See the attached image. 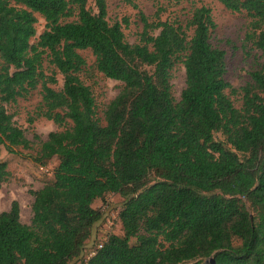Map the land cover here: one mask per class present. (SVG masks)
<instances>
[{"label": "trees", "instance_id": "16d2710c", "mask_svg": "<svg viewBox=\"0 0 264 264\" xmlns=\"http://www.w3.org/2000/svg\"><path fill=\"white\" fill-rule=\"evenodd\" d=\"M91 1L95 14L87 0H0V148H32L2 104L37 87L36 115L58 129L44 141L33 136L32 160L57 163L49 183L28 191L29 224L20 223L14 201L0 212V264H77L107 216L92 203L114 195L121 235H107L86 264H264V62L239 89L236 109L225 95L235 91L223 78L224 52L209 43L215 26L207 7L184 25L160 20L159 10L153 20L138 13L130 45L127 19L109 23L105 0ZM216 1L250 18L246 38L264 60V0ZM34 14L45 29L31 44ZM80 51H89L97 73L123 85L101 119L79 78ZM177 63L184 87L174 102ZM8 177L0 159V185Z\"/></svg>", "mask_w": 264, "mask_h": 264}, {"label": "rangeland", "instance_id": "374dc122", "mask_svg": "<svg viewBox=\"0 0 264 264\" xmlns=\"http://www.w3.org/2000/svg\"><path fill=\"white\" fill-rule=\"evenodd\" d=\"M105 3L106 18L109 23L120 22L123 18L127 19L128 25L122 28V34L124 41L130 45L136 44L138 40L140 32V23L137 19L138 13H142L148 19L153 20L156 11L159 10L160 20L177 21L184 25L195 8L207 7L215 26L210 33L209 43L213 48L224 52L225 72L223 78L235 91L232 94L226 90L225 95L234 108H240L239 89L249 82L248 74L259 69L264 62L260 53L254 48L252 39L246 38V35L250 32V18L244 12H230L216 0H179L178 2L172 0H158L157 2L105 0ZM87 8L92 14L96 13L91 0H87ZM34 17L36 18L34 24L35 35L30 40L31 44L37 41V37L45 29L42 18L37 14H34ZM73 19V17L65 18L63 22H69ZM261 28L264 29V23ZM188 35H190V32H188ZM79 54L86 63L84 70L79 73V78L89 88L94 99L97 117L101 119L102 112L108 102L116 96L123 85L97 73L93 69V57L89 51H80ZM42 59L43 72L45 74L51 73L53 68L47 63L45 55H42ZM142 69L147 70L146 68ZM56 79L57 85L54 88L59 89L61 76L56 75ZM169 84L171 96L174 102H177L180 91L184 87V73L180 63H177L171 70ZM39 90V87H37L24 98L16 99L14 103L2 104L6 113L11 115L15 126L23 131L25 139L32 144V148L23 150L20 147H15L16 152L14 154H7L3 147L0 148V159L6 163L9 172L7 181L0 185V212L7 211L11 202H16L19 209V221L25 225L29 224L31 217L32 197L28 194V191H36L44 184L49 183L52 180V169L57 163L55 157H52L43 165L32 160L36 156L38 141H44L48 133L58 130L50 121L36 115L40 102ZM34 135L37 136L38 141L34 139ZM213 137L218 141L223 140L218 133H214ZM106 201L109 212H107V216L103 214L106 218L92 232L89 245L95 243L104 235H121L115 219V211L119 208L121 198L118 195L104 196L101 200L95 201L92 206L95 209H100L102 205L106 204ZM72 264H75V261Z\"/></svg>", "mask_w": 264, "mask_h": 264}, {"label": "built area", "instance_id": "2783aa9c", "mask_svg": "<svg viewBox=\"0 0 264 264\" xmlns=\"http://www.w3.org/2000/svg\"><path fill=\"white\" fill-rule=\"evenodd\" d=\"M111 197V196H110ZM100 210L109 212V208L107 207V201L105 205H102ZM114 218V217H113ZM107 221V220H106ZM108 223V222H107ZM106 223V224H107ZM107 235L102 236L96 244L93 246H86L84 250L81 252L77 264H86L87 261L94 256L97 250H99L102 246V243L106 240Z\"/></svg>", "mask_w": 264, "mask_h": 264}, {"label": "crops", "instance_id": "0c3cea01", "mask_svg": "<svg viewBox=\"0 0 264 264\" xmlns=\"http://www.w3.org/2000/svg\"><path fill=\"white\" fill-rule=\"evenodd\" d=\"M96 201H97V200H96ZM94 202H95V201H94ZM94 202H93V203H94ZM93 203H92V204H93ZM92 207H93V206H92Z\"/></svg>", "mask_w": 264, "mask_h": 264}]
</instances>
